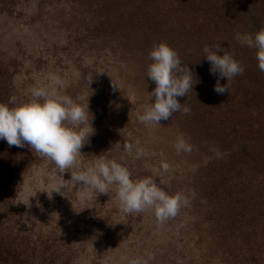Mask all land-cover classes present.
<instances>
[{"label":"rangeland","instance_id":"rangeland-1","mask_svg":"<svg viewBox=\"0 0 264 264\" xmlns=\"http://www.w3.org/2000/svg\"><path fill=\"white\" fill-rule=\"evenodd\" d=\"M218 1L0 0V103L27 101L44 86L88 103L94 117L90 143L63 178L101 155L190 201L160 223L150 209L124 213L115 186L86 201L71 182L51 194L56 165L0 140V264H264V72L244 46L243 74L229 92L213 90L217 75L199 45L231 52L227 24L218 15L196 23ZM239 2L263 10L252 33L264 28V0ZM154 42L175 49L199 79L177 97L190 113L161 125L137 119L155 87L146 77ZM178 133L190 152L175 150ZM137 142L146 152L139 159L124 149Z\"/></svg>","mask_w":264,"mask_h":264},{"label":"clouds","instance_id":"clouds-1","mask_svg":"<svg viewBox=\"0 0 264 264\" xmlns=\"http://www.w3.org/2000/svg\"><path fill=\"white\" fill-rule=\"evenodd\" d=\"M235 39L242 46L256 50L257 66L264 72V28L255 33H236ZM203 53V58L210 63V74L217 75L213 90L218 94L229 92V82L243 74V64L221 44L205 45ZM149 57L151 63L147 66L146 77L155 87L148 92L149 101L143 112L137 114V119L144 124L161 125L160 121L168 120L176 112L190 113L191 109L180 103L177 97H185L189 90L193 91L199 82L198 77L188 65L182 64L176 50L166 42H154ZM53 78L60 79L58 76ZM221 78L227 81L223 85ZM30 96L31 99L18 102L12 95L8 103H0V140H5L9 146L24 148L27 145L56 165L60 171L51 194L62 192L71 182L79 186V199L86 201L93 191L107 194L115 186L124 213L150 209L160 223L175 217L182 207L189 205L185 194L170 195L152 176L133 179L126 166L101 155H94L96 158L86 169L74 170L70 179H64L62 174L73 168L77 157L82 154L81 149L90 143V137L95 133L94 117L88 103L85 107L54 89L32 87ZM89 114L93 117L91 121ZM174 147L178 153L192 150L183 133H178ZM124 149L130 153L135 150L137 159L146 155L139 142L124 144ZM214 151L218 158H222L223 153L218 149ZM162 167L167 171L169 165L164 163ZM132 264L138 262L132 261Z\"/></svg>","mask_w":264,"mask_h":264},{"label":"trees","instance_id":"trees-1","mask_svg":"<svg viewBox=\"0 0 264 264\" xmlns=\"http://www.w3.org/2000/svg\"><path fill=\"white\" fill-rule=\"evenodd\" d=\"M231 1L230 3L226 0L213 3L211 6L212 9L210 7L211 10L209 12L207 11L209 15L200 18V22L196 23V30L203 28L205 21H209V19L214 21L216 15H218V19L225 20L227 24L223 34L224 39L228 40L229 38L228 42L231 52L234 53L235 59L243 62L250 57V51H247L244 46L235 39V35L236 33H252V30H254L252 25L254 24V26H256V24H260L263 10L259 8L253 9L252 7L244 10L241 6V2H239L240 0ZM252 10H254V12H252ZM211 26L213 25L211 24ZM246 30H248V32ZM199 46L202 49L204 43H200ZM248 49L250 48L248 47Z\"/></svg>","mask_w":264,"mask_h":264}]
</instances>
